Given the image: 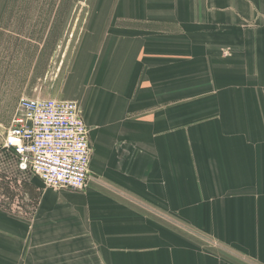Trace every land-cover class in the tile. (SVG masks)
<instances>
[{"label": "crops", "instance_id": "0c3cea01", "mask_svg": "<svg viewBox=\"0 0 264 264\" xmlns=\"http://www.w3.org/2000/svg\"><path fill=\"white\" fill-rule=\"evenodd\" d=\"M105 1L99 11L109 14L91 22L83 48L92 60L76 73L88 87L73 94L99 109L90 171L192 224L204 221L205 233L264 264V0ZM8 2L0 0V19ZM1 29L0 21V61L16 58V32L2 37ZM1 66L0 77L16 72ZM3 92L0 107H15V89ZM14 168L26 185L31 175ZM110 200L113 229L90 226V239L110 235L109 252L150 244L144 226L112 233ZM50 205L42 197L40 220ZM2 219L14 223L0 237L15 236L16 216L0 208ZM8 251L16 264L14 244ZM204 264L243 263L208 255Z\"/></svg>", "mask_w": 264, "mask_h": 264}, {"label": "rangeland", "instance_id": "374dc122", "mask_svg": "<svg viewBox=\"0 0 264 264\" xmlns=\"http://www.w3.org/2000/svg\"><path fill=\"white\" fill-rule=\"evenodd\" d=\"M104 2L9 0L2 10V37L5 30L11 33L15 31L17 47L13 51L16 58L11 54L0 61L1 69L16 71L0 77V96L4 90L3 95L8 97L14 89L17 96L15 107H0V208L16 216V235L0 237L1 262L10 264L8 249L14 244L12 256L17 257L16 264H204V256L208 255L229 262L262 264L205 233L204 228L198 226L202 223L204 227V221L198 220L197 225L192 224V221L182 219L135 194L130 195L126 188L116 187L98 176L93 169L82 190L48 186L30 172H27L31 177L25 185L24 179L15 170L18 159L12 151L13 156L5 152L3 143L22 96L75 101L91 137L95 126L92 120L99 109L89 108L88 98H74L73 94H78L79 88L83 90L88 87L79 81L82 75L76 73H79L80 66L84 63L88 65L92 60L89 59L91 54H84L83 48L88 45L91 22L105 20L109 14L99 11V5ZM183 79L178 75V81ZM124 86L121 85L122 88ZM10 174L11 180L6 178ZM97 184H100L97 186L99 190L95 188ZM44 196L48 197L53 209L49 210V217L40 220L39 204ZM112 197V210L116 211L113 215L118 226L112 233L120 234V231L127 230L126 227L132 230L136 226H144L150 244L139 242L137 245L133 240L127 252H109L104 248L111 241L110 235L103 236L107 237L106 241L90 239L95 234L90 226L100 222L108 226L100 230L101 234L113 229L112 214L106 211ZM141 212L149 218L141 219ZM136 213L140 216L139 220L131 221L128 215ZM13 223L12 220L2 219V234L12 231Z\"/></svg>", "mask_w": 264, "mask_h": 264}, {"label": "built area", "instance_id": "2783aa9c", "mask_svg": "<svg viewBox=\"0 0 264 264\" xmlns=\"http://www.w3.org/2000/svg\"><path fill=\"white\" fill-rule=\"evenodd\" d=\"M3 146L46 185L82 190L92 159L88 126L75 101L22 96Z\"/></svg>", "mask_w": 264, "mask_h": 264}]
</instances>
